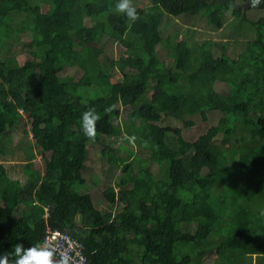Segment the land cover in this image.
Returning a JSON list of instances; mask_svg holds the SVG:
<instances>
[{"label": "trees", "instance_id": "obj_1", "mask_svg": "<svg viewBox=\"0 0 264 264\" xmlns=\"http://www.w3.org/2000/svg\"><path fill=\"white\" fill-rule=\"evenodd\" d=\"M244 6L151 0L129 23L122 0H0V49L27 34L32 58L20 65L12 51L0 57V141L29 117L44 164L27 163L23 180L0 164V264H44L47 224L74 237L88 264H206L209 253L218 256L214 264L248 256L264 264V17H245V10L264 11V0ZM165 14L199 16L216 29L232 14L246 21L238 31L250 25V39L235 59L215 57L210 42L191 43L175 29L165 35L173 21ZM122 40L120 59L102 55L106 41ZM106 56L121 80L111 81ZM73 66L82 78L61 82V71ZM119 105L133 108L123 131ZM210 111L223 116L194 141L181 126H161L170 117L195 129V115L208 122ZM106 133L124 134L136 149L105 152L106 167L123 175L104 191L103 211L77 187L89 186V142ZM215 232L218 242L210 240Z\"/></svg>", "mask_w": 264, "mask_h": 264}, {"label": "rangeland", "instance_id": "obj_2", "mask_svg": "<svg viewBox=\"0 0 264 264\" xmlns=\"http://www.w3.org/2000/svg\"><path fill=\"white\" fill-rule=\"evenodd\" d=\"M237 2L239 6L245 8L244 0H237ZM150 4L151 0H122V5L126 7L125 16L127 17L128 22L131 23L135 15ZM207 12V10H203L200 12V14ZM167 17L173 18V21L170 22V27L164 31L165 35H169L171 33L170 30L175 29L181 33V39L190 40L191 43H198L201 45L206 41L210 42L211 49L215 57H220L224 52H226L229 57L235 59L238 54L245 50L247 42L250 39L248 32V30H250V25L246 24L244 26V31H238L237 27L245 24L246 21L241 22V20L236 17V20L234 21V16L232 14L225 16V24L221 29L209 27L204 19L199 16L190 18H174L170 14H165L164 19ZM245 17L250 20H258V18L264 17V11L245 10ZM29 39L30 35L26 34L24 35L23 40L14 43L13 47L7 48V46L3 45L0 49V57H5L9 51H12L14 52L13 56L16 57L20 65H23L27 59L32 60V58L28 55L29 52H25L24 48V42L28 41ZM101 42L102 38L97 42V44ZM105 47L107 48V52L103 53L102 55L112 54V60H118L120 57L125 55L126 47L123 40L106 41ZM157 52L160 59L168 61L169 63L171 62V59H167V50L163 46H157ZM106 57L108 58V56ZM108 60L102 59L101 62H107L108 68H106V73L111 77V81L116 82L121 80V74L117 73L112 62ZM83 74L84 71L78 66L67 67L61 71L60 80L63 83H69L71 85L75 83V81L81 79ZM218 88L220 91L224 92V90H226V85L221 83L218 85ZM118 108L121 110V116L120 119L116 121V124H120L121 126L119 127L123 131L122 127H124V125H122V123L129 120L133 108L130 105H119ZM195 116H197L196 122L198 124L195 129L188 128L186 127L185 122H176L170 117H167L165 121L161 123V126H181L185 138L189 141H194L201 135L205 134L211 125H217L223 114L220 111H210L208 113V122H201L202 118L200 114ZM20 126L21 127L18 131L11 130L5 135V138L0 141V164H4L7 167L10 177L23 180V169L27 163L31 162L30 164L37 170H43L44 164L41 151L35 148V139L31 133V120H29V117H23ZM109 136V133L101 134L89 142L90 154L86 162V169L83 172V177L89 186L79 185L77 187V191L79 193H89L92 196V199L95 201L96 206L103 211H105L108 207L104 198V191L112 183L113 185L116 184L120 176L123 175L120 170L116 174L114 169L106 167V164L108 163L106 157L104 156L105 152H114L115 150L113 148L119 145H123L125 148L126 146H129L136 149V146L128 139V137L125 138L124 134L120 136L114 135L113 137ZM217 143L219 144V141ZM29 152H33L34 157L28 161L27 153ZM119 152H121L123 155L126 154L124 151H117V153ZM7 153L12 154L8 155ZM134 153L140 154V151H135ZM4 154H7V157H3L2 155ZM46 156L49 157L50 155L46 154ZM149 166L154 174L159 172L157 163H151ZM94 181H96V183ZM119 210L120 208L117 209V211ZM186 228L190 231L195 230L194 225L186 226ZM219 239V233L215 232L210 240L212 242H218ZM217 258L218 256L215 253H209L205 259V263L214 264L217 262ZM259 260L260 257L248 256L241 264H258Z\"/></svg>", "mask_w": 264, "mask_h": 264}, {"label": "built area", "instance_id": "obj_3", "mask_svg": "<svg viewBox=\"0 0 264 264\" xmlns=\"http://www.w3.org/2000/svg\"><path fill=\"white\" fill-rule=\"evenodd\" d=\"M44 238L45 252L49 250L66 264H87L82 246L69 233L48 228Z\"/></svg>", "mask_w": 264, "mask_h": 264}, {"label": "clouds", "instance_id": "obj_4", "mask_svg": "<svg viewBox=\"0 0 264 264\" xmlns=\"http://www.w3.org/2000/svg\"><path fill=\"white\" fill-rule=\"evenodd\" d=\"M20 113H23V110L21 109L20 110ZM42 158H43V154H42ZM33 206H39V203L38 202H36V203H34L33 204ZM44 210H45V219L47 220L48 219V217H49V207L48 206H45L44 207ZM48 228H51V229H53V230H57V229H54V228H52L51 226H49L48 224H47V227H46V231H47V229ZM46 231H45V234H46ZM62 232V231H61ZM45 237V236H44ZM44 239L45 238H43V242L39 245V248L41 249V251L44 253V254H46V259H45V261H44V264L46 263V261L49 259V258H55V259H59V258H57L56 256H55V254H53V253H49V250H46V252L44 251ZM59 260H61V259H59ZM62 261V260H61ZM63 262V261H62ZM64 263V262H63ZM89 263V261H88V259H87V264ZM50 264H55V263H50ZM64 264H66V263H64Z\"/></svg>", "mask_w": 264, "mask_h": 264}, {"label": "water", "instance_id": "obj_5", "mask_svg": "<svg viewBox=\"0 0 264 264\" xmlns=\"http://www.w3.org/2000/svg\"><path fill=\"white\" fill-rule=\"evenodd\" d=\"M50 263H55V264H64L61 260L55 259V258H49L45 264H50Z\"/></svg>", "mask_w": 264, "mask_h": 264}]
</instances>
